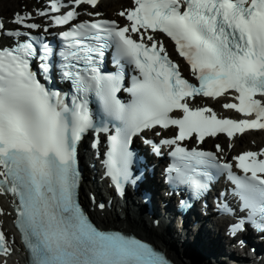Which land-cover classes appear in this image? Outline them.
<instances>
[{
    "label": "snow or ice",
    "instance_id": "snow-or-ice-1",
    "mask_svg": "<svg viewBox=\"0 0 264 264\" xmlns=\"http://www.w3.org/2000/svg\"><path fill=\"white\" fill-rule=\"evenodd\" d=\"M99 2L71 0L70 10L50 18L55 26L69 25L78 18L80 5L96 7ZM64 7V0L49 5L51 13H61ZM39 15L49 16V11ZM119 15L129 23L85 21L61 32V62L56 65L53 48L21 30L40 29L30 22L31 13H15L14 29H6L0 19V33L17 41L14 47L0 49V195L16 198L15 224L31 264H169L148 243L100 230L77 200L78 144L90 130L97 133V145L99 133L110 131L107 125H95L90 94L106 116L119 122L115 134L108 136L104 165L120 195L126 183H134L133 138L158 127L175 128L172 138L160 142L173 148L176 162L167 169L170 180L200 198L213 179L210 170L227 173L242 210L248 212L231 226L232 234L248 223L264 231V149L233 157L243 172L237 175L233 164L218 155L223 152L219 144L216 152L181 146L194 137L203 143L219 133L232 139L247 130H264V0H134V6ZM156 32L174 41L198 84L182 76L163 41L152 34ZM109 48L115 49L114 62L120 66L116 73L102 71ZM34 59L45 81H51L55 70L70 82V98L41 83L32 69ZM125 66L138 73L126 89ZM122 89L131 94L130 102L118 99ZM229 90L238 103L223 107L254 119L218 118L210 107L190 106L197 97L218 98ZM154 150L159 153L160 147ZM223 210L231 212L226 205ZM12 242L0 222V256L12 254Z\"/></svg>",
    "mask_w": 264,
    "mask_h": 264
},
{
    "label": "bare ground",
    "instance_id": "bare-ground-1",
    "mask_svg": "<svg viewBox=\"0 0 264 264\" xmlns=\"http://www.w3.org/2000/svg\"><path fill=\"white\" fill-rule=\"evenodd\" d=\"M121 1H126V0H105L104 2L111 3L113 5H118L119 3H121ZM27 2H28L27 0H18V2L15 0H0V14H1L0 17H3L4 19L10 18L11 17L10 15L20 10L23 7V5H25ZM99 11L108 12L109 10L106 8V5H103L101 10ZM257 135H259L262 139H260ZM248 136H251L253 138L252 139L253 146L264 145V134L251 133ZM244 138L245 136L243 138H240L239 140H243ZM245 139L248 140V137H246ZM86 192H87L86 186H83L82 190L80 191V195L81 196L85 195ZM159 197H160L159 195L155 194L156 203H160ZM6 200H7L6 198L0 196V209H3L4 211V215L0 216V221L2 222L4 228L7 227V222L10 218V213L8 212V208H6V204H7ZM105 200H107V198H105ZM137 204L138 206L136 207V209L131 205L127 206V208L125 209V220H121L118 217L119 215L117 213L113 214L112 217V213L108 211L101 212L97 209H95L92 212V216L98 224H101L104 221H108V223H111L114 226L118 225L123 229L127 228L133 230L139 236L147 240H150L151 242L157 243L159 241H163L167 246L168 243L165 240H162V238L160 237L162 235L159 233L158 229H155L153 226L149 225L148 221L151 220L152 218L150 217L149 214H147V206H145L141 201H137ZM143 213L145 215H143ZM161 214L162 216L165 215L163 211H161ZM111 217L114 219H112ZM154 219H156V217ZM219 227L220 226L218 223H213V225H211L208 228L207 227L204 228L202 226L197 230L195 229V231H199L198 233H201L200 236L198 237L199 240L186 239L184 235L177 234L173 231L172 236L174 241L186 247L188 253L183 252L176 245H172V246L168 245L172 249V251H170V257H172L177 264H207L208 263L207 259L209 258L211 259V261H213L211 262L212 264L214 263V261L215 264H232V260L237 258V255L235 254L237 251L236 250L233 252L229 251L227 244L224 243L225 236L224 235L222 236L220 233H218ZM213 228H216V230L214 231ZM165 229L168 231L170 230L168 226H165ZM7 235L10 242L14 241L12 242V247H18L16 244L15 237L12 236L11 231H7ZM197 248H199L198 252L197 251L193 252L194 251L193 249H197ZM246 249L248 250V248ZM260 255L264 256L263 253H260ZM16 263L21 264V261L16 259Z\"/></svg>",
    "mask_w": 264,
    "mask_h": 264
},
{
    "label": "water",
    "instance_id": "water-1",
    "mask_svg": "<svg viewBox=\"0 0 264 264\" xmlns=\"http://www.w3.org/2000/svg\"><path fill=\"white\" fill-rule=\"evenodd\" d=\"M127 229V228H126ZM128 230H130V229H128ZM131 231H133V230H131ZM159 247V246H158ZM166 254H169V252L165 249V248H161ZM169 257H170V254H169ZM171 258V260H172V263L173 264H177L176 262H175V260L172 258V257H170Z\"/></svg>",
    "mask_w": 264,
    "mask_h": 264
},
{
    "label": "rangeland",
    "instance_id": "rangeland-1",
    "mask_svg": "<svg viewBox=\"0 0 264 264\" xmlns=\"http://www.w3.org/2000/svg\"><path fill=\"white\" fill-rule=\"evenodd\" d=\"M15 1H17L18 2V0H15ZM19 3H20V1H19ZM1 15V14H0ZM260 139H262L259 135H257ZM251 136H249L248 137V139L250 138ZM207 264H212L211 262H213V261H211V259L209 258V259H207ZM213 264H215V261H214V263Z\"/></svg>",
    "mask_w": 264,
    "mask_h": 264
}]
</instances>
